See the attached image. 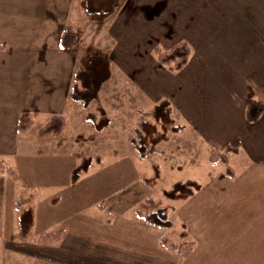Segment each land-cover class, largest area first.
I'll use <instances>...</instances> for the list:
<instances>
[{
  "label": "rangeland",
  "instance_id": "rangeland-1",
  "mask_svg": "<svg viewBox=\"0 0 264 264\" xmlns=\"http://www.w3.org/2000/svg\"><path fill=\"white\" fill-rule=\"evenodd\" d=\"M161 1L141 0L131 18L118 13L132 0H111L101 7L105 10L93 14L83 0L80 15L85 17L73 18L70 24L77 44L83 42L81 51L89 52L78 68L99 53L110 61L111 74L88 106L72 98L64 115L27 114L20 122L17 118L16 146L0 157V264H50L38 253L55 255L59 246L61 252L69 247L59 242L57 232L48 233L56 225V231H63L64 225L80 226L79 220L99 218L109 224L114 219L112 227H130L127 233L134 234L137 224H149L147 215L159 205L166 206L169 229L150 223L151 231L145 226L150 233L141 239L107 231L94 239L103 244L83 243V249L96 247L88 252L90 263L146 264L135 258L151 250L152 264H264V177L256 180L254 197L244 202L240 187H227V175L243 164L235 156L250 152L240 145L236 152L227 149L231 139L241 143L240 117L245 118L251 99L264 102L262 91L255 90L258 84L241 73L253 72L255 67L248 64L255 58L261 68L264 55L243 43L229 53L227 66L228 35L212 33L205 35L212 48L205 44L190 50L186 61L174 56L176 44L189 42L160 34L154 15L168 4ZM161 99L168 101L171 121L145 126ZM212 117L225 122L214 123ZM100 119L106 125L102 129L97 126ZM83 161L88 168L72 178L73 168ZM187 179H195L199 187L189 182L192 192L176 191ZM229 195L239 200L227 208ZM23 215L27 221H22ZM162 234L186 244L189 253L181 256L165 247L157 252ZM100 255L104 261H99Z\"/></svg>",
  "mask_w": 264,
  "mask_h": 264
},
{
  "label": "crops",
  "instance_id": "crops-1",
  "mask_svg": "<svg viewBox=\"0 0 264 264\" xmlns=\"http://www.w3.org/2000/svg\"><path fill=\"white\" fill-rule=\"evenodd\" d=\"M145 1L149 0H143V2ZM165 1L168 4L162 5L154 15L159 18L160 34L177 35L178 38L180 37L179 39H187L190 49L195 50L205 44L209 48L213 47L207 45L209 42L205 35L227 33V66L231 62L229 53L237 51L234 49L243 43L247 48L261 49L257 53L263 57L264 0ZM140 2L141 0H132L131 5H128V8L123 6L121 10L119 9L118 14L127 13L129 17L134 18L137 12L136 5ZM82 4L83 0H0V157L8 153L9 148L12 149L16 146L19 134L16 120L19 115L27 113L34 117L47 118L52 114L64 115L68 111L72 100L70 90L73 73L81 63L80 59L89 52L81 51L83 42H81V47L79 43H76L71 48H61L59 37L63 28L71 27L72 21L80 18ZM172 4L175 5L171 8ZM143 16L145 20H149L150 16H146L144 11ZM81 17L83 19L85 16ZM184 34H188L190 37ZM197 35H203L204 38L201 39ZM76 46H79L80 49ZM234 61L236 59L232 63ZM251 61L252 63L248 65L254 66L255 69L251 74L242 70L241 76L252 81L255 85L258 84L255 90L260 89L263 93L264 59L259 65L261 68L257 66V58ZM229 73L227 67V76ZM252 75L256 76L250 79L249 77ZM245 82L247 81L245 80ZM250 84L252 87L254 86L252 83ZM218 87H216V91L219 89ZM215 92L208 96L213 97L212 94ZM261 93L259 94L264 96ZM222 119L212 117L213 121H217L214 123L225 122V119L223 121ZM240 123L242 128L239 125L238 128L241 132V143L236 140L238 148L240 145L242 151L244 149L250 152L235 156V161L243 164L239 166L234 175H227V187L231 191L240 187L246 196L240 194L239 199L244 202L243 199L254 197L251 192L254 190V185L258 184L256 180L264 177V111L254 123L246 122L241 115ZM236 158L238 159L236 160ZM239 199L235 195L227 196V208L230 207L229 203H234ZM113 220L111 219L109 224L99 218L93 222L88 219L85 222L79 220L80 226L76 227L71 223L67 228V225H64L63 231L62 229L56 231V225L48 233L54 230L53 234L56 235L57 232L58 238H61L59 242L68 243L69 247L66 246L61 252V246H59V250L52 252L55 255L50 252L51 255L47 253L48 256H46L39 252L38 256L50 264H93L90 263L91 260L87 258V255L88 252H94L96 247L90 245L83 249L84 242L103 244L102 240L94 239L111 230H115L116 233L126 232L128 235H134L140 239L143 234L145 238L149 232L148 229L151 231L149 224L140 223L134 227V230H138L139 234L137 231H133L134 234L127 233L128 230H132L129 227L132 223L126 224L129 228L121 231L112 227ZM133 225L136 226V223L133 222ZM52 237L54 240V236ZM144 238L142 241L145 242ZM148 241L150 242L151 239ZM157 241L159 243V240ZM77 248H80L79 252L75 251ZM162 248L159 246L157 252L162 251ZM149 254L151 255V250H149ZM149 254L144 252L143 256L135 259L141 258L146 264H152ZM33 256L36 255L33 254ZM130 258L132 257L128 256L129 260H131ZM99 261H104V257L100 255Z\"/></svg>",
  "mask_w": 264,
  "mask_h": 264
},
{
  "label": "trees",
  "instance_id": "trees-1",
  "mask_svg": "<svg viewBox=\"0 0 264 264\" xmlns=\"http://www.w3.org/2000/svg\"><path fill=\"white\" fill-rule=\"evenodd\" d=\"M113 1V0H112ZM107 2L111 3V0H87L86 5H84V8H87L86 11L89 13H94L95 11H101L105 10L101 7L106 5ZM94 7V9H93ZM85 10V9H84ZM77 43V32L72 27H65L61 31L60 37H59V45L61 48H71ZM173 49V50H172ZM171 50L174 52V56H182L185 57V61L188 59V55L190 52V47L186 43L179 42L176 44ZM170 50V51H171ZM169 53V52H168ZM170 54V53H169ZM110 61L102 54H94L90 56L85 64V66L81 68H77L72 76V83H71V90H70V97L71 99L74 98L77 101L80 102V104L84 106H88L92 101H94L98 96L100 92V88L104 84L106 80L110 77L111 69H110ZM168 101L166 99H161L158 102L155 103V105L152 107V114L153 117L146 118V121L144 123L146 125H152L153 122L162 121V122H170L171 121V115L168 111ZM264 111V102L260 99H251L248 101L246 108H245V118L250 121L257 120L261 114ZM27 113H22L19 116V122L21 119L26 116ZM103 121L105 120L104 117H102ZM107 120V119H106ZM102 121V122H103ZM101 119L99 122H97V126H99L100 129L104 128L105 123H102ZM143 123V125H144ZM143 128V126H142ZM141 136H138L137 140L140 142ZM145 146V145H144ZM152 143L149 142L148 147L151 148ZM147 146L144 147V149ZM228 150H233L236 152L238 150V143L237 141L233 140L229 143V147H227ZM88 168L87 162L83 161L82 163H79L76 167L73 168L71 175L72 178L79 176L80 171H86ZM188 181V182H187ZM184 182V181H183ZM191 182L195 184V188H198V182L195 181V179H187L186 182L180 183L177 185L176 191L178 192H185L190 193L193 190L186 183ZM22 221H27L28 217L27 215H23ZM146 220H148L149 224L154 225L156 227L169 229L171 227V220L168 216L166 206L159 205L155 210H152L146 217ZM159 243L162 247L169 248L172 252H177L181 256L186 255L189 253L188 249H185L186 244L178 243V242H171L169 239L168 234H162L159 237Z\"/></svg>",
  "mask_w": 264,
  "mask_h": 264
}]
</instances>
